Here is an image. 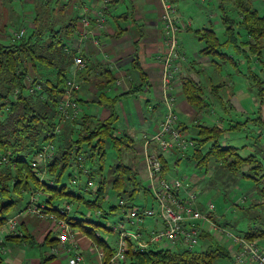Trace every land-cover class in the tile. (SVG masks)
Here are the masks:
<instances>
[{"label": "crops", "instance_id": "obj_1", "mask_svg": "<svg viewBox=\"0 0 264 264\" xmlns=\"http://www.w3.org/2000/svg\"><path fill=\"white\" fill-rule=\"evenodd\" d=\"M13 1L0 0V12L5 14L8 9L2 5L6 2V6L12 5ZM177 1L179 2V0L173 2ZM25 2L33 4V9L30 10L32 12L20 17L14 16L10 20L5 17L8 22L0 26V42L11 39L10 36L12 37L15 28L10 25L13 24V21L14 25L25 22L30 29L35 25L36 18H41L39 21L42 20L44 13L39 15L38 11V7L42 6L34 3L35 0H26ZM52 3L57 25L62 27L65 24H72L70 26L74 31L69 38L70 51L73 50L86 62V69L77 73L80 89L76 96L77 99L81 96L89 98L88 101L93 102L89 109L93 110L91 113L85 114L80 108V120L74 123L80 124L81 118L86 116L105 120L111 113H114L116 116L114 135L117 137L123 135L129 142L132 141V137L135 141L143 144L144 140L154 133L165 113L163 101L165 93L161 84L163 68L157 59L164 49L160 22V1L111 0L107 18L102 27H97L95 21L92 20L89 34L86 37L82 36L80 18L82 14L92 16V13H96L100 9L101 0H53ZM62 6L66 7L63 9ZM77 7L80 9L82 7L80 12H77ZM111 10L113 11L111 12ZM10 12L15 14L12 10ZM188 29V24H181L180 33L186 32L184 40L181 39L180 42L181 49L184 51L182 53L186 59L185 61L179 60L181 72L171 83L170 89L171 95L174 96L179 126L187 136L193 138L197 137L195 125H215L222 130L220 143L223 147L239 148L243 156L251 153H264V97L263 101H260L252 81L249 80L252 70L264 80L261 75L263 72H260L261 68L264 70V62L262 64L255 62L254 56H250L249 62L251 63H247L242 57L243 54L236 53L234 49L235 52L231 50L230 45L222 48L226 57H220L219 53H214L213 56L206 55L203 51L205 41L202 45L201 37H198V34L194 35V38H198L197 40L192 39V30L187 32ZM196 30L200 31V29ZM224 32L225 30L222 32V37L218 38L217 34L219 33L214 31L221 44L226 40ZM235 32L239 42L244 39L242 29L235 28ZM184 45L186 49H184ZM188 46H191V49ZM71 70L72 64L69 66L70 74ZM189 79L198 84L202 90L200 106H193L183 93L182 84ZM217 79L219 82H215ZM228 83L229 85H227ZM225 86H230V88L224 90ZM113 87H115L114 92L111 90ZM100 96L102 102L99 101ZM106 98L112 99L113 102L107 101ZM78 101L80 100L78 99ZM109 105L112 107H107ZM254 119L256 123L252 121ZM74 123H65L62 128L64 129L68 125L67 129L70 130L72 125L75 126ZM233 130H244L248 140L247 144L240 141L239 135L231 137L229 131ZM71 132L72 138L76 137V128ZM136 149L139 154L141 146ZM173 155L179 156L177 157L178 161L180 158L188 160L187 156L181 157L174 152L163 154L162 157L166 160ZM74 159L73 152V158L69 161L70 167L80 177L82 174L76 169ZM125 161L133 167L130 153L128 157L126 156ZM193 162L195 164L194 160ZM194 164L189 167L193 168ZM137 166L140 169L141 162ZM220 171L226 178L230 177L224 169L221 168ZM165 173L169 176L168 171ZM217 173L215 172L216 176H219L220 173ZM176 175L178 174L176 173ZM70 180L72 185H77V178H72V172L67 173L61 183L67 186V182ZM236 181L240 185L235 189L245 190L246 193L247 190H252L251 199L247 203L239 204L243 210L247 209L242 212L248 223L264 221V192L261 191L264 190V184L257 186L249 184L247 181L240 183L239 177H236ZM44 196L47 197L43 193ZM44 205L49 206L45 201ZM22 207L18 203L7 215V217L14 216L16 218L17 228L23 232V234H18L20 238L11 235L5 228L0 231L3 240L0 263L66 264L65 253L60 252V255L50 253L58 241L54 221L24 213L21 210ZM157 224L159 223L155 220L154 225ZM73 230L74 240L82 253L84 264H103L104 247L113 250L108 238V242L105 239H99L103 243L102 246L104 245L103 249H99L100 245L96 238H93V231L90 233ZM108 231L113 232L110 227H108ZM260 241L264 244V240ZM46 250L49 251V255ZM100 251L102 257L99 256Z\"/></svg>", "mask_w": 264, "mask_h": 264}, {"label": "trees", "instance_id": "obj_2", "mask_svg": "<svg viewBox=\"0 0 264 264\" xmlns=\"http://www.w3.org/2000/svg\"><path fill=\"white\" fill-rule=\"evenodd\" d=\"M220 1L219 8L222 24L225 26L226 40L222 44L219 43L211 29L196 30L205 41L203 51L206 55L219 53L218 55L223 58L226 55L219 50L220 47L233 45L236 53H242L247 63H251L249 57L254 56L255 62L262 64L264 62V13H260L251 0ZM41 6L44 11L48 8L46 2L41 3ZM230 9L238 14L237 18L228 15ZM40 19H35V25L30 27L29 32H25L23 37L15 39L10 36L9 41L0 42V156H6L8 159L7 163L0 165V226L4 224L8 213L21 201L26 192L39 190L46 194L50 191L58 196L81 198L73 190H67L66 185L60 182L63 170L69 164L71 165L69 161L73 158V152L76 155L80 153V143L85 142L88 147L85 151L87 159L91 160L94 156H98L102 160L106 139L111 140L113 148L118 153H120V146L127 147V141H129L123 135L121 137L113 135L116 119L114 113H111L109 118L99 121L90 116L83 117L81 123H74L75 126L72 125L70 130L67 129L69 127L67 125L59 134H54V128L58 122L57 103L62 96L65 81L70 75L69 66L72 64L73 56L76 55L73 50L68 53L64 51L69 48V44L64 39H69L74 30L71 29L72 24L56 28L55 22L46 26L42 25L44 21H39ZM235 28L244 31L245 37L240 42ZM19 30L13 29L14 32ZM260 72H263V68ZM249 80L252 81L260 101H263L264 80L253 70L249 74ZM182 89L186 99L193 106H200L202 90L198 84L190 79L185 80ZM109 100L113 102L112 99L107 101ZM99 101L102 102V98ZM111 105L107 107L110 108ZM252 121L255 122V119ZM196 127L197 137L192 138L195 146L185 154L188 160L195 161V167L213 161L230 175L241 177L240 179H245L244 181L249 184L257 186L264 184V153L243 156L239 153V148L221 145V128L203 124ZM75 128L77 135L72 138L71 130ZM47 141L54 142L55 151L45 165L47 179H41L38 170L33 168L30 162ZM205 146L208 148L203 154L202 149ZM160 159L163 163L162 156ZM99 167H95L90 176L93 178L96 173L100 174L94 190L95 200L87 201L88 206L97 205V201L103 196L106 177L104 178L101 174L102 166ZM56 170H58L57 174L54 175ZM112 170L114 171L112 187L115 189L123 184L125 178L127 181L131 179L132 169L121 162V155ZM261 191L264 192L263 189ZM14 194L18 197L14 198ZM46 195L45 203L49 205L46 209L55 212L57 207L51 205L53 195ZM234 205L239 211L243 210L239 203ZM211 219L214 220V217L211 216ZM91 221L87 220V222ZM68 222L74 226L80 220L68 218ZM224 225L232 227L233 222H226ZM85 229L86 232L93 231L90 228ZM234 232L248 241L256 240L264 247L260 241L264 240V221H251L245 225V228L235 229ZM13 236L20 238L18 234ZM213 236L208 230H203L200 239L210 237L211 242L206 243V246L201 244L199 248L192 251L170 248H150L143 252L129 251L126 264H213L217 258L222 259L224 264H236L227 247L216 242ZM104 248L103 264H108L113 251L106 246Z\"/></svg>", "mask_w": 264, "mask_h": 264}, {"label": "built area", "instance_id": "obj_3", "mask_svg": "<svg viewBox=\"0 0 264 264\" xmlns=\"http://www.w3.org/2000/svg\"><path fill=\"white\" fill-rule=\"evenodd\" d=\"M159 1L161 3L160 22L164 49L161 55L157 56V59L163 68L161 84L165 93L163 99L165 113L157 124L154 133L144 140L139 153L143 162L144 175L150 181L148 189L152 193L155 206L146 208L119 200V206L127 208V218L135 229L128 231L122 224L118 228H110L116 232L117 241L108 264H126L129 251L143 252L152 248L153 245H162L170 249L174 246H181L183 249L192 251L199 246L200 235L203 230H206V224L211 230H219L220 234L233 239L237 249L233 254V260L236 264H264V247L262 245H259L256 240L248 241L226 227L219 226L216 221L211 219L214 209L211 202L207 204L205 210L198 207L199 191L192 182L163 176L160 156L174 152L184 157L189 150L194 148L195 141L187 136L179 126L174 96L170 93L171 83L181 72L179 60L185 61L186 59L178 39L182 22L179 21L180 17L174 2L170 0ZM110 2L111 0H101L100 9L96 13H92L96 26L99 28L105 21L102 11L108 10ZM80 25L82 36H87L91 25L89 14H82ZM24 35L25 29L21 28L18 32H13L12 38L19 39ZM64 51L68 53L70 49L66 48ZM85 69V60L78 55L73 56L71 74L65 81L62 96L57 103L58 122L55 125L54 134H59L65 123H77L80 120L81 109L76 96L80 89L77 73ZM47 142L41 146L30 162L31 166L42 175H45L46 162L51 159L55 151L54 142ZM74 158L76 169L87 177L85 190L94 191L97 186L90 176L95 167L88 166L85 151H80L77 155L74 152ZM7 162V157L1 155L0 165ZM40 192L37 190V192L29 193L24 213L27 212L35 217L53 220L58 234L57 245L53 247V253L56 255L59 252L65 253L68 264H84L82 253L74 240V230L66 217L70 205L66 203L61 208H57L55 212L48 211L44 203L39 200ZM145 217L154 218L156 222L158 220L160 227L145 233L140 227V223ZM6 223L9 232L19 233L14 216L8 217ZM1 243L2 238L0 236V251ZM99 256L102 257L101 251Z\"/></svg>", "mask_w": 264, "mask_h": 264}, {"label": "rangeland", "instance_id": "obj_4", "mask_svg": "<svg viewBox=\"0 0 264 264\" xmlns=\"http://www.w3.org/2000/svg\"><path fill=\"white\" fill-rule=\"evenodd\" d=\"M25 1L26 0H14L12 5H8V6H6L7 2L4 3L2 7L5 6L8 9V11L6 10L5 14L0 12V26L8 22L7 19L10 20L14 18V16L20 17L23 14H26L28 12L31 13L32 11L30 10L33 9V4L31 2L26 3ZM52 1L53 0H35L34 3L41 5V3L43 4L46 2L48 4V8L46 9V11H44L43 7H38L39 15H41V13H44V16L42 18V22L43 21L44 22L42 25L48 26L50 23L55 22L56 28H59L57 25V21L55 19L56 18V16L54 15L55 13L53 12L54 7H53ZM251 1L254 7H256V9H258L260 13H264L263 0H251ZM220 3H221L220 0H179V2L178 1L174 2L176 9L178 11V15L180 17L179 21L189 25V29L187 32L189 31L191 32L192 30L191 38L194 40L198 39V38L197 39L194 38L195 34H198L197 36L200 37L196 29L203 30V28L213 29L215 32L219 33L217 34L218 38L222 37V32L223 30H225L224 28L225 26L222 24V20H221V10L219 8ZM65 7L66 6H62L63 9ZM77 8H78L77 12H80L82 9V7L81 9L80 7H77ZM55 9H58V8L55 7ZM10 10H12L15 14L13 15L10 12ZM112 11L113 10H111V12ZM102 12L104 15V19H106L108 10L102 11ZM228 15L233 18H237L238 16V14H236L235 11L231 9L230 11H228ZM90 17H91V22H92L94 18L92 16ZM108 21H109V18H108ZM10 25L12 27H15L14 29L23 28L25 29L26 33L27 31L29 32V26L25 22L22 24L15 23L14 25V21H13V24H10ZM180 32L178 33V39L181 42L182 41L181 39L184 40V36L186 32L185 31H184L185 33L184 32L180 33ZM83 37H86V36H83ZM64 41L67 44H70L69 39H64ZM201 42L203 45L204 40L201 39ZM185 45H184V49H186ZM188 47L190 48L191 46H188ZM220 48L221 49L219 50L223 52L222 48L224 47H220ZM196 49H197V46H196ZM230 49L233 50V45H230ZM213 55L214 54L211 53V56ZM261 75L264 78V70ZM215 82H219V79L215 80ZM227 85H229V83ZM228 88H230V86H225L224 90ZM114 89L115 87L111 88L112 92H114ZM78 99L80 100L79 106L83 110V112L85 114L91 113L93 109L92 108L89 109V106H91V103L93 102L88 101L89 98L83 97V96L79 97ZM84 113H82V115H84ZM94 120L99 121L100 119H94ZM195 127L196 125L194 126V128ZM229 132H230L231 137L239 135L240 141L247 144L248 140L245 137L244 130H241V131L233 130ZM131 140H132L131 142L127 141L128 143L127 147L125 146L122 148V146H120V149H119L120 153H118L113 148L111 140L106 139L104 143L105 154L102 160L98 156H94L91 160L88 159L87 161L88 166H90L91 168L98 167V166H100L99 168H101L102 166L101 174L103 177L104 176L106 177V178L104 177L105 178V188L103 191V196L97 201V205H94V206L87 205L86 203L87 201L95 200L94 191L89 190V189L85 190L84 186L87 181V177L84 175H81L79 177L76 171L74 172V169L72 170V167H70V164L63 170L61 181L65 179V176L67 173L72 172V178L74 177L77 178V185H72L71 184L72 179H71L70 181L67 182V186H66L67 190L69 189L73 190L76 194L81 196V198L75 199L73 197H68L65 195L58 196L57 194L52 193L50 191L46 193L50 196L53 195L52 202H51L52 206L61 208L66 203L70 205V210L66 214V217L70 219L75 218V219L80 220V222L75 223L74 226L71 225L72 228L74 227L73 229H76L78 231H84V232L87 231L85 228L93 229V232H92L93 238L94 239L96 238L97 242L99 243L100 245L99 249H103V246H104V245L102 246L103 243L99 239H105L107 241V238H108V241L111 247L113 246L114 248L116 245L117 234L114 231L113 232L108 231V227L118 228L122 224L123 227L128 231H133L135 229V227H133L130 224V221L127 218L128 217L127 208L119 206L120 199L125 202L132 203L133 205L140 206V207L153 208L155 206L152 193L148 189L150 185V181L147 178H145V175L143 173V168H144L143 162L141 161V156L140 154H138L137 149H136V147L142 146V143L135 141L134 138L132 137H131ZM45 143H48V142H45ZM79 145H80V151L83 152V151L88 150V147L85 144V142H82ZM208 146H205L202 149L203 154L207 151ZM129 153L133 161V167L125 161V158L126 156L128 157ZM119 155H121V162L131 167L132 175L129 181H127V178H125V181H123V184L118 189L117 188L115 189L112 187V182L114 180L113 178L114 171L112 169L117 164ZM177 157L179 156L177 155ZM177 157L173 155V156L168 157L166 160H164V162L162 163L163 164L162 166L163 176L169 177V178H180L181 180L184 179L185 181L192 182L196 186L197 190L199 191L198 200H197L198 207L202 210H205L207 204L211 202L214 207L212 211V216L214 217V221H216L219 224V226L225 227L224 223L233 222V226H232L233 228L226 226L228 230L230 231L233 230L232 231L233 233H236L234 232L235 229H238V228L240 229L243 227L245 228V225H248V221L246 220L243 212L242 211L239 212L237 210V207L234 205V203L236 204L247 203L251 199L250 193L252 192V190H247V193H246L245 190L240 191V190H237L238 188L235 189L236 187L240 185L238 181H236V177L234 175H229L228 173V176L230 177L226 178V176L222 174L220 171L221 167L218 164H215L213 161H210L208 164H201L200 167H194L195 164L192 159L187 160V159L180 158L178 161ZM139 162H141L140 169H138V166H137ZM193 164H194L193 168H190L189 166ZM57 171L58 170L54 172V175L57 174ZM166 171H168L169 176L166 175L165 173ZM215 172L220 173V175L216 176ZM176 173L178 175H176ZM99 175L100 174L96 173V175L93 176V182L95 185L98 184ZM39 177L41 179H47L46 175L39 174ZM244 180L245 179H240V183H246V181ZM130 193H131V198H129ZM13 196L14 198L16 196L18 197V195L16 194H14ZM28 197H29V193L28 192L24 193L22 196L23 201L19 202V205L23 206L21 209L22 212L25 211L24 208L27 204ZM39 200L40 202L44 203L45 199L43 197V192H40ZM112 207H115V208L111 209ZM102 214H105V215L102 216ZM87 220H92V221L87 222ZM71 221L73 222L74 220H71ZM93 221L97 222L98 225L95 224ZM154 221H155L154 218L145 217L143 218V221L140 223V227L145 231V233L150 230L158 229L160 227V222L157 220L159 224L154 225ZM1 228L3 229L5 228L9 231L6 221L4 222L3 225L0 226V229ZM205 228H206V231L208 230L209 233L214 235L213 238L216 242L221 243L222 245L226 246L227 249L231 252V254L232 255L234 254L235 250L237 249H236L235 243L232 238H229V237H226L220 234L219 230H215V231L211 230L208 224L205 225ZM17 230L20 234L21 233L23 234L20 228L19 229L17 228ZM10 234L14 235L11 232ZM210 240H211L210 237L205 238L203 240L200 239L199 246H197L196 248H199L201 244L206 246L205 244L206 243L208 244V242H211ZM27 245L29 246V244ZM53 247L50 253L54 255ZM151 247L156 248V249L165 248L162 245H153ZM172 249L176 250V249H183V248L181 246H174L172 247ZM46 252L48 255L50 254L48 250H46ZM57 255H60V254H57ZM224 263L225 262L222 259L217 258L214 260L213 264H224ZM66 264H68L67 259H66Z\"/></svg>", "mask_w": 264, "mask_h": 264}]
</instances>
